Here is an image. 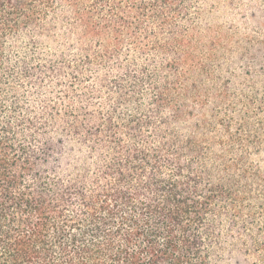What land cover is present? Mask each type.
<instances>
[{
  "label": "trees",
  "instance_id": "trees-1",
  "mask_svg": "<svg viewBox=\"0 0 264 264\" xmlns=\"http://www.w3.org/2000/svg\"><path fill=\"white\" fill-rule=\"evenodd\" d=\"M191 1L0 0V264H264V175L193 110Z\"/></svg>",
  "mask_w": 264,
  "mask_h": 264
},
{
  "label": "rangeland",
  "instance_id": "rangeland-1",
  "mask_svg": "<svg viewBox=\"0 0 264 264\" xmlns=\"http://www.w3.org/2000/svg\"><path fill=\"white\" fill-rule=\"evenodd\" d=\"M191 7L187 85L196 118L209 121L227 161L258 165L264 175V0H192Z\"/></svg>",
  "mask_w": 264,
  "mask_h": 264
}]
</instances>
